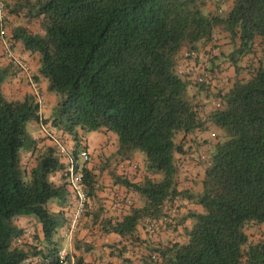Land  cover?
<instances>
[{
    "label": "trees",
    "instance_id": "trees-1",
    "mask_svg": "<svg viewBox=\"0 0 264 264\" xmlns=\"http://www.w3.org/2000/svg\"><path fill=\"white\" fill-rule=\"evenodd\" d=\"M227 1L226 9L222 0H24L25 16L40 32L18 27L7 37L11 51L20 43L38 57L35 80L44 79L48 92L61 97L51 125L72 135L76 148L77 129L82 136L105 131L117 135L115 159L143 154L139 181L112 174L114 184L134 194L122 197L121 211L106 215L99 206L86 213L92 225L126 241L136 240L139 226L180 236L147 247L139 264H264V0ZM223 45L232 47L227 57ZM186 52L197 55L183 63L180 75ZM219 57L235 79L213 92L223 75ZM7 63L0 71V264L38 256L44 264H65L53 239L65 216L48 206L65 188L49 179L64 163L55 146L37 148L26 131L28 121L40 120L35 97L3 95L14 69ZM199 76L210 82L199 83ZM192 89L215 104L192 97ZM25 145L35 158L31 167L19 159ZM194 153L201 177L182 179L181 161ZM77 155L75 149L76 162ZM82 170L88 198L94 197L93 171ZM182 201L201 209L179 216ZM30 215L41 225L43 248L28 243L29 230L12 223Z\"/></svg>",
    "mask_w": 264,
    "mask_h": 264
},
{
    "label": "crops",
    "instance_id": "crops-1",
    "mask_svg": "<svg viewBox=\"0 0 264 264\" xmlns=\"http://www.w3.org/2000/svg\"><path fill=\"white\" fill-rule=\"evenodd\" d=\"M24 0H6V5L8 7V20L6 24V30L10 37L12 31H14L18 27L27 28L29 31L33 33L40 32L39 23L34 20H29L25 16V8L23 9V2ZM225 2L224 6L225 8H229L230 2L227 0H222ZM3 48L0 44V71L5 70L8 68L7 61L3 58ZM12 53L15 57L20 58L24 62H26L32 73L33 81L38 84L39 90L43 97V105L39 108V117L40 119H44L47 122L46 127L49 128V124H51V117L47 114L48 110H50V107H54V104L56 100L53 98L55 93L48 92L47 90V83L42 78H39V81L35 80V77L37 75V71L39 68L38 63V57L36 55L30 54L29 52H25L21 46L20 43H16L12 48ZM190 65V63L188 62ZM245 75V73H242ZM235 77V75H234ZM243 78V77H241ZM1 90L3 95L12 101H18L22 99L25 95H30L32 93V88L29 85L25 75L21 72H16L14 69H10V76L6 80L4 84L1 86ZM195 90V89H194ZM194 90L189 91V95L193 96ZM196 95V91L195 94ZM197 98L201 99L198 95H196ZM55 97V96H54ZM210 103L211 107V98L207 99ZM206 101V100H205ZM49 104V106H48ZM52 105V106H51ZM35 126H37L40 129L39 122H33ZM52 129L56 131V128L52 126ZM41 130V129H40ZM60 132H63L61 130ZM80 132H78L79 134ZM103 137L107 138L109 135V132H103L99 133ZM206 134V133H205ZM63 135L68 138V140H71L72 149L73 151L75 149L80 151V149H85L90 154V162L85 165L87 169H90L93 171V174L95 176L96 181V191L94 194L95 199L91 200L93 197L89 199V210L96 212V208L99 206H104L107 210L111 209L112 211L108 215H117L121 210L117 207L119 204V201H121L122 197H134L133 192L128 191L124 186L114 184L113 175H125L128 177L129 180L132 181H139L141 179L142 173L140 171H133L132 168L126 169V171H121L118 168V164L125 160H117L114 158L115 149L110 146L108 141H104L103 143L100 142L97 144L96 149L92 150L86 143L84 144L83 140L79 141V148H76L75 142L73 141L72 135H70L67 132H63ZM106 135V136H105ZM197 135H194V137ZM208 137V135L206 134ZM36 141V147L40 148L42 146H52L51 141L45 137V135L39 134L33 136ZM209 140V139H208ZM110 146V147H109ZM28 158L26 160V165L31 167L35 164L34 156H31V153L28 151ZM110 156L109 158L106 157L105 161H108V164H101L100 165V158L101 156ZM139 155V153H135L130 160L137 161L136 157ZM113 158L114 162H111ZM138 162V161H137ZM78 164L81 165L80 161L78 160ZM138 166L141 167L142 171L143 164H139ZM181 171V178L187 179V175H191L195 177L196 179H199L202 172V166L199 164L197 159V153L191 154V156L186 155L182 161L180 166ZM112 172V173H111ZM98 174V179H97ZM129 174V176H128ZM49 179L54 182L56 185L63 182L64 179L62 177V171L59 170L55 172L54 174L50 175ZM193 190H199L201 189V183L199 185H193ZM97 195V197L95 196ZM71 196V193H70ZM72 198V196H71ZM69 199V203L63 204L61 203H55L52 204V206H49V209L51 207V210H54L56 213L62 212L64 214V218L66 219L67 216V210L70 206V203L72 199ZM102 203V204H100ZM179 210V216L186 213L189 209H201L199 205L194 204L193 202H185ZM104 214H101L103 216ZM100 216V217H101ZM92 215L85 216L82 225L79 229L78 234L74 238L73 242L70 244V250L72 254L76 258L82 259V264H99L100 262H106L111 264H116L119 261H130L134 262L135 264H139L138 260L141 254L146 252L147 247H152L155 245V243L158 242H167L169 240H180V236H177L175 234H171L168 231H164L160 227L156 225L146 226L145 228L142 226H139L137 232H136V240L134 242H131V240H122V238L114 233L105 234L100 230V226L98 225H92ZM15 225L20 228H26L29 230V233L27 237L28 243L33 244H39V247L43 248V239L41 236V225L38 223L35 219L31 218L30 216H22L17 219H15ZM65 222V220H64ZM187 223H190L189 220H187ZM180 228V227H179ZM64 227H62L61 232L57 234L56 240H57V247L58 249L61 247L69 246L68 241L63 237V230ZM36 232L38 235L37 238H32V233ZM64 241V242H63ZM62 242V244H60ZM123 246L127 247L126 249H123ZM122 248L123 252L121 256H118L114 253H111L116 248ZM24 264H44L43 260L38 257H32L28 258Z\"/></svg>",
    "mask_w": 264,
    "mask_h": 264
},
{
    "label": "built area",
    "instance_id": "built-area-1",
    "mask_svg": "<svg viewBox=\"0 0 264 264\" xmlns=\"http://www.w3.org/2000/svg\"><path fill=\"white\" fill-rule=\"evenodd\" d=\"M8 20V10L6 8V0H0V44L3 48V56L7 61L13 66V68L21 73H23L31 86L35 102L38 104L39 108L43 105V97L40 94L37 83L33 81L32 73L29 65L15 57L11 51L10 43L7 40L8 33L6 30V22ZM218 36L213 37V43L215 44L218 41ZM218 48H212L211 54L216 55ZM195 52H186L182 57V64L177 67L178 74L183 73V63L187 62L189 58L196 57ZM197 81L199 83H208L206 78L198 77ZM211 104H215V101H212ZM41 124V123H40ZM42 133L51 141L52 145L56 147V153L61 158V161L64 163L63 175L66 187L70 190L72 201L67 210V216L65 219V227L63 230V237L68 241L69 246L61 247L57 251V256L65 264H77L76 257L72 254L70 250V244L73 242L74 238L79 232V229L82 225V222L86 216V213L89 209V198L84 184V172L82 170V165H86L90 162V154L87 150L81 149L79 152V159L81 161V166L76 168L77 162L73 156V149H69L62 138L66 137L62 133L55 132L50 128L46 127L44 124H41L40 127ZM204 157V156H203ZM137 166L134 161H122L118 164V168L121 171H126L128 168H132L135 172L137 171ZM138 172V171H137ZM129 176V174H128ZM126 203H130V200L127 199ZM21 242V239L18 240ZM99 264H111L106 262H100ZM116 264H135L130 261H119Z\"/></svg>",
    "mask_w": 264,
    "mask_h": 264
},
{
    "label": "rangeland",
    "instance_id": "rangeland-1",
    "mask_svg": "<svg viewBox=\"0 0 264 264\" xmlns=\"http://www.w3.org/2000/svg\"><path fill=\"white\" fill-rule=\"evenodd\" d=\"M220 10L221 11H224L225 10V8L222 6L221 8H220ZM222 39H224L223 38V36H222ZM223 42H224V40H222ZM226 41V40H225ZM228 42V41H227ZM226 42V43H227ZM228 44V43H227ZM223 47H225V49H224V54L226 55V57L232 52V47H230L229 45L227 46V45H223ZM219 52H220V49L218 50ZM218 51H217V53H218ZM220 59H219V64H218V66H219V68H221V69H223V71H222V73H223V75H222V80L221 81H223V82H219L218 83V81H216L217 82V84H216V82H213L212 83V91L213 92H216L217 91V88L218 89H223L222 88V86L223 85H220V83L222 84V83H225L226 84V86H227V83L228 84H230L232 81H234V79H235V77H234V71H233V69L229 66V63H228V61H226V59L224 58V57H219ZM218 63V62H217ZM211 65V64H210ZM209 65V68H213L212 66H210ZM216 65V64H215ZM241 67L242 68H245L246 67V61H245V63H243V62H241ZM217 66V65H216ZM228 78H230L229 79V82H227L228 81ZM239 79H242L241 77L239 78ZM44 80V79H43ZM227 80V81H226ZM215 84L216 85H219L218 87H215ZM221 86V87H220ZM216 88V89H215ZM192 90H194V89H192ZM195 91H196V95H198L200 98H201V100H203V102L204 103H206V105L207 106H210V103H209V101L207 100L208 98L207 97H205V93L203 92V91H197V90H194V94H195ZM196 95H194V96H196ZM55 96V97H54ZM53 96V98L56 100V102H55V104H54V107H50V110H48V112H47V114L51 117V119L52 118H54V115L57 113V110H58V105H57V102L61 99V97H60V95H54ZM194 96H192V97H194ZM206 100V101H205ZM48 106H49V104H48ZM52 106V105H51ZM49 128L51 129V130H53L52 129V125L51 124H49ZM62 130V128H61V126H59V127H57L56 128V131L55 130H53V131H55V132H60ZM26 131L28 132V134L31 136V138L32 139H34V137L33 136H35L36 134L37 135H39V134H42V131L37 127V126H35L34 125V123L32 122V121H28L27 123H26ZM77 131V133L78 132H80L79 134H78V139L79 140H83V142H84V144L86 143L92 150H94V149H96V146H97V144H99L100 142H104V141H108L109 142V144H110V146L111 147H113L114 149H115V151H116V149H117V135L116 134H114V133H112V132H109V136L107 137V138H105V137H103L102 135H100L99 133H105V131H95V132H86V133H84L83 134V136H82V132L79 130V129H77L76 130ZM106 136V135H105ZM208 138H210V137H208ZM62 140H63V142H65L66 143V145L68 146V148L69 149H71L72 148V144H71V140L69 141L68 140V138H62ZM34 142H35V144H36V141H35V139H34ZM109 146V147H110ZM27 145H25V146H23V147H21L20 148V151H19V159H20V162L23 164V165H25V163H26V160H27V158H28V150H27ZM143 154H140L139 153V155L136 157V159H137V161L139 162V164H143V156H142ZM106 157L107 158H109L110 156H101V158H100V165L101 164H108V161H105V159H106ZM35 159V158H34ZM109 161H111V162H114V160H113V158L111 159V160H109ZM116 162V161H115ZM114 162V163H115ZM97 179H98V174H97ZM25 179H27V178H25ZM62 184V182L61 183H59V184H57V185H61ZM65 188L63 189V191H62V193H61V195L60 196H56V197H52L49 201H48V206H52V204H57V203H63V204H67V203H69V199L71 198V196H70V190L66 187V185L64 186ZM96 197H97V195H95ZM72 199V198H71ZM95 199V197H93L91 200H94ZM123 203V202H122ZM100 204H102V203H100ZM98 207H99V204H98ZM103 208H104V212L106 213V215H108L112 210L111 209H106L104 206H102ZM119 208V207H118ZM122 209V208H121ZM98 210V208H96V211ZM49 211H50V213H52V214H57L54 210H51V207H50V209H49ZM113 215V214H112ZM30 217L31 218H33V219H35L38 223H39V220H38V218L36 217V216H34V215H30ZM16 219V218H15ZM15 219H13V221H12V223H15ZM62 227H65V223L62 225H60V227L58 228V230H57V232L54 234V240L56 241V244H58L57 243V240H56V236H57V234L58 233H60L61 232V229H62ZM64 230V229H63ZM62 230V231H63ZM64 242V241H63ZM42 244L45 246L46 245V242L45 241H43L42 242ZM60 244H62V242H60Z\"/></svg>",
    "mask_w": 264,
    "mask_h": 264
},
{
    "label": "clouds",
    "instance_id": "clouds-1",
    "mask_svg": "<svg viewBox=\"0 0 264 264\" xmlns=\"http://www.w3.org/2000/svg\"><path fill=\"white\" fill-rule=\"evenodd\" d=\"M7 10H8V8H7ZM6 24H7V22H6ZM20 59V58H19ZM23 61V60H22ZM19 72V71H18ZM33 78V77H32ZM38 85V84H37ZM38 89H39V87H38ZM40 91V90H39ZM33 96H34V93H33V90H32V93H31ZM40 94H41V92H40ZM42 95V94H41ZM39 107V106H38ZM38 111H39V108H38ZM38 113V112H37ZM39 114V113H38ZM46 124L47 125V122H44V119H40L39 120V125H40V127H41V124ZM59 133H62L63 134V132H59ZM46 137V136H45ZM47 138V137H46ZM80 151H81V149H80ZM79 151V152H80ZM79 152H78V155H77V158H78V160L80 161V159H79ZM73 154H74V151H73ZM58 155V154H57ZM59 156V155H58ZM91 160V159H90ZM80 163H81V161H80ZM77 164H78V161H77ZM87 165V164H86ZM79 166H81V165H79ZM85 165H82V168L84 167ZM62 176H64L63 175V171H62ZM63 179H64V177H63ZM63 183L65 184V181H63ZM90 199V198H89ZM88 211H89V209H88ZM65 223V222H64ZM29 233V232H28ZM28 233H27V235H28Z\"/></svg>",
    "mask_w": 264,
    "mask_h": 264
}]
</instances>
